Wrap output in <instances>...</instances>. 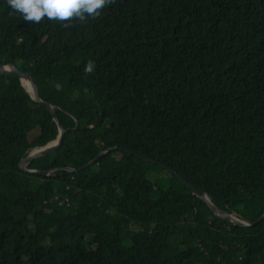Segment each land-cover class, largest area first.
Instances as JSON below:
<instances>
[{
	"label": "trees",
	"instance_id": "16d2710c",
	"mask_svg": "<svg viewBox=\"0 0 264 264\" xmlns=\"http://www.w3.org/2000/svg\"><path fill=\"white\" fill-rule=\"evenodd\" d=\"M11 13V14H10ZM0 0V264H264V0H115L86 22ZM95 62L85 74L87 61ZM91 165L74 172L98 151ZM49 182V184L47 183Z\"/></svg>",
	"mask_w": 264,
	"mask_h": 264
},
{
	"label": "water",
	"instance_id": "95a60500",
	"mask_svg": "<svg viewBox=\"0 0 264 264\" xmlns=\"http://www.w3.org/2000/svg\"><path fill=\"white\" fill-rule=\"evenodd\" d=\"M0 74L6 76V77H12L16 80H18L21 84V86H23L25 88V86L22 84V80H26L29 83L30 89L32 91V94H30L27 89L25 88V91L29 94V96L36 102L42 104L47 111H49V113L51 114L56 127H57V134L54 138V140L47 142L46 144L42 145V146H38V147H34L31 149V151L25 156L23 157L19 163H18V167L19 169H21L22 171L29 173V174H38V175H46L48 173V171L45 170H34V169H27L26 168V164L34 159V158H38V157H42L48 154H51L53 152H55L58 147L60 146L61 142H62V137H63V133H64V129L61 127L54 111L52 110L51 105H49L48 103L44 102L41 100L40 95L38 93L37 87H36V83L32 77V75L27 72V71H23V70H19L15 65L13 64H2L0 63ZM117 149V147H107L104 150L98 151L96 153V155H94V157H92L90 160L86 161L84 164H82L80 167L78 168H71V167H61L64 170L68 171V172H74L77 170H81L89 165H91L92 163H94L99 157H101L104 153L110 151V150H115ZM127 153L133 154L136 157L153 163V164H157L160 168L164 169L165 171L169 172L170 174L174 175L189 191L192 195L196 196L197 198L201 199L203 202H205V204L208 206V208L210 209V211L212 212L213 215H215L216 217H219L221 219L227 220L229 222H232L233 224L239 225V226H249V225H253L254 223L260 221L263 217H264V209L262 211V213L253 221H248L245 219H239L236 215L234 214H229L226 213L224 211H222L221 209L217 208L216 206H214L208 199V197L201 192L200 190H198L196 187H194L191 183H189L187 180L181 178L174 170H172L171 168L165 166L163 163L157 162L156 160L149 158L145 155L142 154H138L135 153L133 151H129V150H125Z\"/></svg>",
	"mask_w": 264,
	"mask_h": 264
},
{
	"label": "clouds",
	"instance_id": "9594fccd",
	"mask_svg": "<svg viewBox=\"0 0 264 264\" xmlns=\"http://www.w3.org/2000/svg\"><path fill=\"white\" fill-rule=\"evenodd\" d=\"M6 2L25 22L39 24L46 18L69 27L70 21L86 22L87 18L99 17L101 11L114 4L115 0H6ZM95 67L94 61H87L84 67L85 74H91Z\"/></svg>",
	"mask_w": 264,
	"mask_h": 264
},
{
	"label": "bare ground",
	"instance_id": "6f19581e",
	"mask_svg": "<svg viewBox=\"0 0 264 264\" xmlns=\"http://www.w3.org/2000/svg\"><path fill=\"white\" fill-rule=\"evenodd\" d=\"M22 84L25 86V88L27 89V91L32 94V91L30 89L29 83L26 80H22Z\"/></svg>",
	"mask_w": 264,
	"mask_h": 264
},
{
	"label": "rangeland",
	"instance_id": "374dc122",
	"mask_svg": "<svg viewBox=\"0 0 264 264\" xmlns=\"http://www.w3.org/2000/svg\"><path fill=\"white\" fill-rule=\"evenodd\" d=\"M49 184V182H47Z\"/></svg>",
	"mask_w": 264,
	"mask_h": 264
}]
</instances>
